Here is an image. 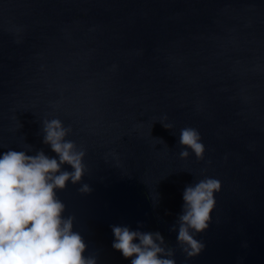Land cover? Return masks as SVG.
<instances>
[{
	"label": "water",
	"instance_id": "1",
	"mask_svg": "<svg viewBox=\"0 0 264 264\" xmlns=\"http://www.w3.org/2000/svg\"><path fill=\"white\" fill-rule=\"evenodd\" d=\"M51 119L85 153L56 195L96 264H131L114 225L159 232L175 264H264V0H0V155L58 159ZM185 127L202 160L180 158ZM205 177L221 190L188 258L170 229Z\"/></svg>",
	"mask_w": 264,
	"mask_h": 264
},
{
	"label": "clouds",
	"instance_id": "2",
	"mask_svg": "<svg viewBox=\"0 0 264 264\" xmlns=\"http://www.w3.org/2000/svg\"><path fill=\"white\" fill-rule=\"evenodd\" d=\"M163 119H167L164 117ZM170 129L171 125L162 123ZM43 143L49 145L57 158L43 151L27 155L9 150L0 155V264H96L94 256H85L87 245L73 231L74 217L66 218L65 204L57 197L68 182H81L86 171L85 155L65 137L71 132L61 120L42 122ZM200 132L192 127L181 129L180 158L188 157L190 149L197 160L204 158L205 146ZM69 165L72 171L62 170ZM91 188L82 184L78 191L89 194ZM221 183L205 177L186 186L182 211L170 231H176V242L186 257L199 255L204 244L195 238L211 221ZM112 248L131 264H175L174 251L159 232L130 230L127 226H111Z\"/></svg>",
	"mask_w": 264,
	"mask_h": 264
}]
</instances>
